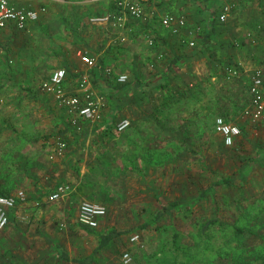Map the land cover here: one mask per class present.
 Listing matches in <instances>:
<instances>
[{
  "label": "crops",
  "instance_id": "1",
  "mask_svg": "<svg viewBox=\"0 0 264 264\" xmlns=\"http://www.w3.org/2000/svg\"><path fill=\"white\" fill-rule=\"evenodd\" d=\"M8 1L36 11L38 19L25 30L12 23L0 29V73L9 72L0 79V195L25 194L0 229V264H123L125 252L130 264H226L224 242L199 244L195 234L189 243L180 240L170 219L172 234L159 232L177 210L141 204L153 196L164 200L153 186L142 187L147 170L160 163L145 161L141 152L177 151L172 136L178 137L175 121L183 114L181 136H207L208 115L216 112L248 137L252 121L244 113L252 75L264 70V0H148L141 3L145 17H127L123 27L91 21L117 12L116 0ZM225 6L230 12L221 21ZM167 15L184 19L185 26L178 33L164 28ZM81 53L95 66L89 68ZM230 67L239 75L226 80ZM58 69L67 72L71 94L89 76L103 104L101 122L78 118L76 129L72 115L41 90ZM123 74L128 79L122 84ZM124 119L131 126L118 132ZM61 140L64 154L52 157ZM61 184L71 186L69 195L48 201ZM85 200L107 209L97 228L78 220ZM219 227L199 234L208 238ZM134 230L138 242L130 240ZM144 231L153 234L141 240ZM111 233L99 250L100 236Z\"/></svg>",
  "mask_w": 264,
  "mask_h": 264
},
{
  "label": "rangeland",
  "instance_id": "2",
  "mask_svg": "<svg viewBox=\"0 0 264 264\" xmlns=\"http://www.w3.org/2000/svg\"><path fill=\"white\" fill-rule=\"evenodd\" d=\"M4 76H9V72L0 73V79ZM92 91L94 92L93 89ZM249 107L250 104L244 113L252 121L251 128L249 126L247 129L248 137L243 139L241 134L231 146L225 145L215 132L216 118L224 116L212 112L207 118V136H181V133L184 134L181 130L185 127L186 120L183 114L175 121L178 137L172 136V140L176 139L179 144L177 151L169 152L167 148L164 152L163 147L162 151L152 154L141 152V158H145V161L152 162V159H156V163H160L156 170H147L142 187L146 190L148 186H153L166 202L182 203L174 215L165 218L166 227L160 225L163 229L159 232L167 231L165 234L168 236L172 234L166 223L171 220V224L175 222L178 227L176 229L182 234L180 240L185 237L189 243L195 234V241L199 244L202 241L224 242L226 264H243L241 261L244 264H264V153L258 162L254 161L258 147L264 148V121L252 118L248 113ZM220 178L231 179V183L216 186L215 183ZM209 187L212 190L210 189L208 197L195 201ZM149 192L152 193L151 190ZM142 194L145 192L141 191ZM153 200L141 204L147 209L159 208L154 196ZM213 218L221 222L220 227L214 229L208 238L202 237L199 234L200 226ZM146 219L141 217V222ZM178 220L179 223L176 222ZM130 222L135 225L136 219L132 218ZM237 228L243 233L237 234ZM135 231L133 236L137 235L140 240L139 233ZM148 234H153V231L141 232V240ZM246 245L252 249L241 248Z\"/></svg>",
  "mask_w": 264,
  "mask_h": 264
},
{
  "label": "built area",
  "instance_id": "3",
  "mask_svg": "<svg viewBox=\"0 0 264 264\" xmlns=\"http://www.w3.org/2000/svg\"><path fill=\"white\" fill-rule=\"evenodd\" d=\"M148 0H116L117 12L104 16L102 18H93V23L113 22L114 25L123 27L127 17L133 19H141L145 17V12L141 3ZM230 12V7L225 6L223 13L219 19L224 21ZM38 19V13L26 8H18L9 3L8 0H0V29H4L8 24L12 23L16 29L25 30L28 24ZM161 25L171 30L173 33H178L184 26V19H175L171 15H167L161 19ZM193 45V43H190ZM81 60L89 67L95 66V60L90 58L86 53H81ZM239 75L237 67H230L226 69V80H233ZM67 72L64 69L54 71L50 77L42 83L41 90L47 94H52L59 105L63 107L70 115H72V124L76 129L80 130L78 125V118L90 123L101 122L103 119L102 114V101L97 98L92 91L90 79L88 75H83L79 79L78 91L71 94L66 90L65 82ZM127 75H120L118 77L119 83L127 82ZM250 93V107L248 110L249 115L256 120L264 121V70L257 69L251 80L249 88ZM131 126L128 119L121 120L116 129L118 132H124ZM215 131L221 135L223 142L227 146H231L234 141L241 135L239 126L227 122L223 117H217L215 120ZM67 148L64 141H59L55 150L54 156H62ZM71 192L69 184H61L48 196V201L57 202L63 200ZM17 198L20 200L25 199L24 192H18L17 196H2L0 195V229L5 228L9 224V210L13 209L17 204ZM107 215L105 206L92 201H82L79 206L78 220L90 228H97L99 220ZM139 237L133 236L131 242H138ZM124 264H130L132 257L129 252L122 255Z\"/></svg>",
  "mask_w": 264,
  "mask_h": 264
},
{
  "label": "trees",
  "instance_id": "4",
  "mask_svg": "<svg viewBox=\"0 0 264 264\" xmlns=\"http://www.w3.org/2000/svg\"><path fill=\"white\" fill-rule=\"evenodd\" d=\"M180 95H181V93H180ZM257 156L254 158V161L255 162H258L259 161V159H261V157H262V153H264V149H262L261 147H259L258 149H257ZM226 183H231V179H222V178H220L219 180H218V182H216L215 183V185L216 186H219L220 184H226ZM210 187H209V189H204L200 194H199V196L196 198V200L195 201H202V200H205L207 197H208V195H209V193H210ZM212 190V189H211ZM158 203H159V205H160V209L162 210V211H165V210H168V209H177V208H179L181 205H182V203L181 202H178V201H174V202H165L164 200H161V199H159L158 200ZM163 216V212H161L160 214H158L157 215V217L156 218H154V219H160V217H162ZM219 223V225H221V222H219V220L217 219V218H213V219H211V220H209V221H207V222H205L204 224H202L201 226H200V232H206L207 230H209L210 228H212L213 226H215V225H217ZM236 232H237V234H242L243 232H242V230H240V229H236ZM110 235H112V233L111 234H107V235H102V236H100V243H99V250L102 248V247H104L105 246V244L106 243H108V240H110L111 238H110ZM177 238H178V235H176L175 237H174V239H176L177 240Z\"/></svg>",
  "mask_w": 264,
  "mask_h": 264
}]
</instances>
